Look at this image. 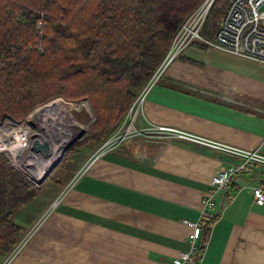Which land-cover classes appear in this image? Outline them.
Listing matches in <instances>:
<instances>
[{"label": "crops", "instance_id": "obj_1", "mask_svg": "<svg viewBox=\"0 0 264 264\" xmlns=\"http://www.w3.org/2000/svg\"><path fill=\"white\" fill-rule=\"evenodd\" d=\"M197 52L186 48L164 71L138 123L264 153V71L209 52L210 63H200L192 58ZM238 162L189 140L131 136L93 160L10 264H193L180 258L190 247L186 221L198 218L214 172ZM256 186L264 187L261 163L237 172L214 195L205 264H264V204L254 201ZM202 240L200 230L197 244Z\"/></svg>", "mask_w": 264, "mask_h": 264}, {"label": "trees", "instance_id": "obj_2", "mask_svg": "<svg viewBox=\"0 0 264 264\" xmlns=\"http://www.w3.org/2000/svg\"><path fill=\"white\" fill-rule=\"evenodd\" d=\"M202 1L0 0V118L22 119L45 100L34 87L54 78L55 95L88 101L87 141L103 142ZM229 1H213L203 36L213 37ZM190 45L214 48L200 40ZM40 189L0 154V259L23 237L27 227L19 216L27 217ZM202 231L201 250L209 228Z\"/></svg>", "mask_w": 264, "mask_h": 264}, {"label": "built area", "instance_id": "obj_3", "mask_svg": "<svg viewBox=\"0 0 264 264\" xmlns=\"http://www.w3.org/2000/svg\"><path fill=\"white\" fill-rule=\"evenodd\" d=\"M213 1L203 0L186 17L174 34L165 54L166 56H164L165 58L161 60L149 80L128 107L121 124L118 126L117 132L112 133L107 140L96 148L92 156L76 172L74 179L63 187L45 211V214L35 222L29 230V235L38 229L43 220L50 214V210L59 204L67 191L86 171L93 160L100 155L111 150L131 136L178 138L196 142L239 158L238 163L220 168L214 172L210 179L211 189L204 199L198 218L195 221H186L192 227V231L188 235L190 247L188 251L181 253L180 258L184 261H192L193 264H205L203 261V249H200L196 241L200 230L203 227L209 228L211 225L208 222L214 216L212 212L214 208V195L218 190L225 189L237 172L246 169L252 163L264 164V153L259 148L246 149L234 146L206 136L195 135L192 132L172 126L148 123L141 126L144 129H139L138 120L139 116L143 114V103L150 88L161 77L167 63L173 61L193 41L200 40L215 49L264 64V0H230L219 21L216 32L212 38L208 39L201 34V29ZM186 31H190V34H187ZM53 100H60L65 104V98L57 95L48 101L34 106L22 119L16 120L7 115L0 118V154H3L7 158L11 167L19 170L35 184H38L41 179L40 176L36 178L35 173H39L44 160H47L49 156H44L41 152L34 151L31 148L32 141L34 139L46 141L51 150L53 144L48 141L50 138L58 134L57 137L59 138L65 137L64 121L57 119L58 122L50 124L48 123V117L43 120V114L38 110L44 108L46 104ZM56 114L58 118L62 117L61 111ZM39 124L41 126H38ZM132 130L137 131L132 133ZM39 131H44L47 137H41ZM107 143L109 145H106ZM262 144H264V137ZM34 158L40 159L37 168L31 163V160H35ZM252 193L256 203L264 204V187H253ZM28 239L29 236H23L5 256L1 264H10Z\"/></svg>", "mask_w": 264, "mask_h": 264}, {"label": "rangeland", "instance_id": "obj_4", "mask_svg": "<svg viewBox=\"0 0 264 264\" xmlns=\"http://www.w3.org/2000/svg\"><path fill=\"white\" fill-rule=\"evenodd\" d=\"M39 33L41 34V32H39ZM186 33L190 34V31H186ZM191 46L192 45H190L188 47H191ZM188 47H186V48H188ZM196 48H197V50H199V52L196 53V56H192V58L195 59V61H198L200 63L206 62V64H209L210 63L209 54L213 53V54H217L220 57H224L225 59H227L231 62H235L238 64H240V62H242V60H245L247 65H251L249 68L254 69L255 71H259L261 69L264 71V66H263L264 64L263 65L262 64L259 65L257 63L252 64V63L248 62V60L252 61L250 59H247V58L235 55V54H231V53H228V52H225L222 50H218L215 48H209V47H196ZM206 52H209V54L207 53V55H206ZM176 58H178V57H176ZM173 61H171V62L169 61L167 63L164 71L167 70V68L171 65V63ZM252 62H255V61H252ZM163 73H162V75H163ZM160 78L158 79V81L160 80ZM157 82L150 88L149 93L151 92L153 87L157 84ZM34 90H35L37 97H39L41 99H45L43 102L48 101L51 98L57 96L54 94V90H55L54 78L46 79V81L38 83L34 87ZM148 94H147V96H148ZM144 102H145V100H144ZM143 105H144V103H143ZM61 107L63 109H65V111H63L59 108H56L55 111L57 113H59L61 111L62 115H63V119H67L71 124H73V127L76 129H74V130L71 128L69 129L68 128L69 125L66 123L67 126L65 125V137L64 138L60 137V139H61V141H63V143H65V138H68V136H69L67 134L71 133L73 131H74L73 133H75L74 134L75 136L73 135V137L70 138L71 141L64 144L63 148H61L62 151L60 150L59 153L57 154V156L55 157V159L53 161V166L49 170L47 169L48 173L45 175V177L43 176L45 171L42 174L43 177L42 176L40 177L41 180L37 184V185H40V187H41L40 193L38 194L36 199L24 210V215H27V217L19 216V218L24 223L26 222L25 224H26L27 229L23 235L24 237L29 236V238H31L33 236V234L36 231H33L29 235V230L33 227L35 222L45 214V211L48 209V207L53 202L54 198L63 189V187L74 179V177L76 176V172L81 168V166L84 163H86V161L89 159V157L92 156V154L94 153L96 148L101 143H103L105 140H107V138L109 137L108 136L103 142H100V143H96L94 141H87L90 138L89 136L91 134L90 125H91V122L93 121V113L90 109L88 101L85 98L77 99V100H70V99L65 98V104L62 102ZM50 108H51V110H54L53 106H51ZM121 122H122V120H121ZM121 122L119 123V125L121 124ZM138 122H139V120H138ZM64 123H65V121H64ZM38 126H41V125L39 124ZM118 126L110 133V135H112V133H114V132H117ZM138 126H140L139 129L140 128L144 129L141 127V125L139 123H138ZM78 128L81 131L75 132V130H77ZM82 128L84 129L83 131H82ZM134 131L135 130H132V133ZM193 134H195V133H193ZM58 135H56V136H58ZM195 135H200V134H195ZM201 136H203V135H201ZM58 141H59L58 145L60 143H62V142H60V140H58ZM52 142L53 141L51 139L50 143H52ZM63 143L61 144V146L63 145ZM106 145H109V143H107ZM31 163L33 164V166L35 168H37L39 165L38 164L39 161H36V160H31ZM41 168H43V167H41ZM56 210H57V208L55 206L54 208H52L50 210L49 213H51V212L54 213V211H56ZM50 215L47 216L46 219H44L41 224L46 223L49 220Z\"/></svg>", "mask_w": 264, "mask_h": 264}, {"label": "bare ground", "instance_id": "obj_5", "mask_svg": "<svg viewBox=\"0 0 264 264\" xmlns=\"http://www.w3.org/2000/svg\"><path fill=\"white\" fill-rule=\"evenodd\" d=\"M61 101L60 100H53V101H51L50 103H48V104H46V106L44 107V108H42V109H38V110H40V112H42V114H43V120H45V118H47L48 117V123H50V124H52V123H55V122H58V120L57 119H60V120H62V121H65V125L67 126V124L69 125L68 126V128L70 129H76V128H74L73 127V124H71L68 120H63V115H62V117L61 118H58L57 117V112L55 111V109L56 108H59V109H61V110H63V111H65V109H63L62 107H61ZM51 106H53L54 107V110H51ZM67 123V124H66ZM71 124V125H70ZM76 131H80V129L78 128L77 130H75V132ZM74 132V131H73ZM73 132H71V133H68L67 135H69L68 136V138H65V143H63V141H61V139L59 138V137H57V136H53V138H50L48 141L50 142V140L52 139V144H53V146H52V148H51V150H50V155H49V158L47 159V160H44V162H43V165H42V167L43 168H41V170H39V173H35V176H36V178H38L39 176L41 177L42 176V174H43V172L53 163V161H54V159H55V157L57 156V154L59 153V151L61 150L62 151V149L61 148H63V146H64V144H66V143H68L69 141H71V139L70 138H72L73 137V135L75 134V133H73ZM39 134H40V136L41 137H47V134L44 132V131H39ZM71 134V135H70ZM75 136V135H74ZM58 140H60V142H62L63 143V145L61 146V144L62 143H60L59 145H58V143H59V141ZM64 140V139H63ZM33 157H35V156H33ZM37 158V157H36ZM36 158H34L36 161H40V159H36ZM2 263V262H1ZM0 263V264H1Z\"/></svg>", "mask_w": 264, "mask_h": 264}, {"label": "water", "instance_id": "obj_6", "mask_svg": "<svg viewBox=\"0 0 264 264\" xmlns=\"http://www.w3.org/2000/svg\"><path fill=\"white\" fill-rule=\"evenodd\" d=\"M92 115V114H91ZM84 129L82 128V131ZM81 131V130H80ZM31 148L34 150V151H37V152H41L44 156H48L50 154V148H49V145L46 141H39L37 139H34L32 141V144H31ZM53 166V163L47 168L48 170ZM45 170L43 176L45 177V175L48 173V170ZM42 176V177H43ZM41 180V179H40ZM40 182V181H39Z\"/></svg>", "mask_w": 264, "mask_h": 264}]
</instances>
